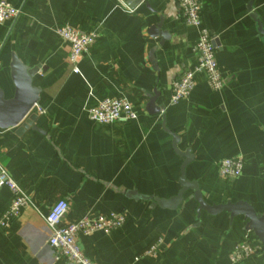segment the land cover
Returning <instances> with one entry per match:
<instances>
[{
    "label": "crops",
    "instance_id": "crops-1",
    "mask_svg": "<svg viewBox=\"0 0 264 264\" xmlns=\"http://www.w3.org/2000/svg\"><path fill=\"white\" fill-rule=\"evenodd\" d=\"M6 1L21 13L13 23L0 20V88L14 96L16 54L39 68L33 84L42 90L38 108L44 113L35 110L38 130L19 135L18 127L0 129V161L34 202L7 225L3 213L12 193L0 189V264H74L55 260L49 244L45 218L59 199L69 204L65 221L87 211L126 216L113 232L79 237L95 264H264L260 241L257 254L231 260L246 231L243 216L198 214L191 190L176 210L135 198L169 199L181 190L183 158L167 128L180 136L179 150L195 156L186 177L198 182L207 203L246 201L264 213V38L249 11L251 0H202L203 25L217 36L225 85L214 90L198 74L191 95L176 104L170 102L173 81L196 66L199 40L177 0H148L135 8L127 0ZM253 11L264 26V0H255ZM63 24L100 35L78 71L57 34ZM106 98H126L137 118L92 121L88 109ZM234 157L244 159L243 174L225 178L220 163ZM160 239L155 254H144Z\"/></svg>",
    "mask_w": 264,
    "mask_h": 264
},
{
    "label": "built area",
    "instance_id": "built-area-1",
    "mask_svg": "<svg viewBox=\"0 0 264 264\" xmlns=\"http://www.w3.org/2000/svg\"><path fill=\"white\" fill-rule=\"evenodd\" d=\"M184 21L187 25L198 28L199 40L194 52L197 60L195 67L185 70L173 81L170 102L176 104L188 98L196 86L198 74H204L208 84L214 90H220L225 85V80L220 72L217 58V36L213 34L202 21V0H177ZM21 13L20 8L14 7L6 0H0V20L9 23L15 22ZM57 34L63 42L68 44L70 51L68 60L78 71V63L84 54L88 53L98 42V32H85L68 24L60 25ZM44 113L38 106L33 112ZM89 118L103 125H109L117 121L128 122L137 118L134 106L126 98H106L88 109ZM244 171V159L242 157L226 158L220 163L221 175L225 178H238ZM7 188L12 193V201L3 213V222L7 225L18 220L23 211L34 206L32 198L24 188L10 175L5 165L0 161V189ZM69 210V204L65 199L54 202L45 222L50 231L49 244L55 250V260L74 264H95L88 257L79 244L80 236H91L102 231L113 232L126 223V216L121 213L110 212L99 214L87 211L73 221H65ZM162 240L152 244L144 254H155L161 246ZM261 250V243L251 231H245L237 243L231 260L235 263L243 262Z\"/></svg>",
    "mask_w": 264,
    "mask_h": 264
},
{
    "label": "water",
    "instance_id": "water-1",
    "mask_svg": "<svg viewBox=\"0 0 264 264\" xmlns=\"http://www.w3.org/2000/svg\"><path fill=\"white\" fill-rule=\"evenodd\" d=\"M255 0H251L249 4V11L252 18L257 24L258 31L264 38V26L261 19L253 11V4ZM148 3V0H127V4L133 8L140 3ZM161 36L163 38L169 37L167 32L162 31ZM39 68H29L26 66L16 54L12 55L11 62V78L15 86L14 96L7 98L3 89L0 88V129H9L18 127L17 134L21 135L25 133L29 128L37 129L34 126V122L37 120V114L33 112V108L38 106L41 100V88L33 84L34 76L38 73ZM158 94L150 96L148 103L149 108L155 107ZM165 108L164 105L156 107V111L160 112ZM166 131L173 138V149L177 155L183 158L181 165V175L179 183L181 190L177 195L163 199L158 197H152L149 195L138 194L135 198L144 200H153V203L160 208L176 210L184 201V195L188 191H192V198L198 203V214L202 211L207 212L210 215H218L224 211L230 214L231 220L235 217L243 216L246 221V231H251L257 237V239L264 244V213H258L255 208L246 201H238L232 203L230 201L224 204H209L202 195L199 184L196 181H190L186 177L187 166L195 159L191 149L181 151L178 148L180 142V136L177 133L165 128Z\"/></svg>",
    "mask_w": 264,
    "mask_h": 264
}]
</instances>
